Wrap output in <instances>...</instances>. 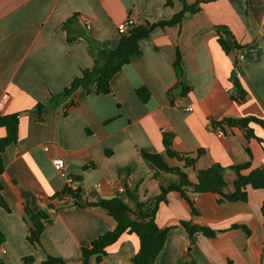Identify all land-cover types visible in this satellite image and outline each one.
Masks as SVG:
<instances>
[{
	"label": "crops",
	"instance_id": "1",
	"mask_svg": "<svg viewBox=\"0 0 264 264\" xmlns=\"http://www.w3.org/2000/svg\"><path fill=\"white\" fill-rule=\"evenodd\" d=\"M196 2L200 10L191 13L177 0H170V7L165 0H0V115L18 116L17 142L2 153L0 185L9 209L0 208L2 264H25L26 257L41 264L47 255L81 264L80 249L115 227L101 208L74 207L69 198L66 205L58 204L56 195L64 181L53 168L54 159L65 162V177L80 178L76 188L81 187V197L88 201L124 199L118 188L139 184L146 212L152 211L150 199L161 188L178 181L166 172L152 178L139 157L140 151L164 155V134L171 136L175 153L195 158L202 152L193 167L166 161L168 167L182 169L192 183L197 170L212 164L264 168L263 130L252 126L255 138L247 140L236 128H225L220 136L211 127L228 118L264 121V0H186L188 5ZM179 13V24L155 28L138 41L140 55L112 78L108 94L78 89L71 96L74 105L45 109L38 121L36 106L47 105L93 65L84 39L66 41L68 20L75 17L86 37L114 49L121 40L117 27L126 19L137 27ZM217 26L231 34L229 54L217 42ZM233 43L242 48L236 54ZM177 51L180 75L173 67ZM234 59L243 102L237 101L230 80ZM138 89L147 90L146 102L136 94ZM5 134L0 128V139ZM234 179L232 172L224 175L229 191ZM187 197L195 217L174 192L157 207L156 226L169 231L154 264H264L262 191L248 189L246 203L218 204L213 194ZM25 206L50 215L37 247L27 241ZM182 222L220 234L214 239L196 235L191 242ZM233 226H243L249 234ZM138 250V238L123 234L106 248L101 264H132ZM90 264H96L95 259Z\"/></svg>",
	"mask_w": 264,
	"mask_h": 264
},
{
	"label": "trees",
	"instance_id": "2",
	"mask_svg": "<svg viewBox=\"0 0 264 264\" xmlns=\"http://www.w3.org/2000/svg\"><path fill=\"white\" fill-rule=\"evenodd\" d=\"M181 5L183 11H190L191 13L200 10V2L193 5H188L186 0H177ZM165 6L170 7V0H165ZM182 19V14L175 15L172 19L160 22L157 24H145L142 26H133L126 35L121 36L118 46L114 49L102 46L90 38L86 37L84 30L80 27L75 17L71 18L64 24L66 34V41L72 42L78 38L84 39L89 46V52L93 61L90 69L82 70L79 77L72 80L70 85L64 91L56 96H51L47 105H37L38 121L41 120V112L45 109L55 110L60 105L64 104L65 108L74 105L71 101L72 94L82 89L86 94L92 90L96 94H108L110 91V82L112 78L119 73L124 66L129 64L132 60L140 55L138 41L147 38L155 28L171 26L179 24ZM217 35V42L225 54L231 52V47L227 39H231V34L224 28L215 27ZM242 48L233 43V50L235 54ZM237 60L233 62V72L230 80L232 82L234 91L238 102H243L245 99V92L240 86V83L235 74ZM173 67L178 73L182 72L181 57L179 52H176ZM136 94L142 102H146L149 94L145 89H138ZM252 126H257L264 131V121L255 117H245L240 119H223L218 123H211L212 129L220 128L222 131L225 128H236L243 132L244 137L249 140L254 137V130ZM0 128L5 130V136L0 139V176L4 171V163L2 153L4 150L17 142L18 132V116L17 115H0ZM164 147V155H152L144 151H140L139 157L146 164V166L153 172L152 178H156L158 172L170 173L177 177V183L171 184L168 187L161 188L159 195L150 199L153 203V209L146 212L145 203L140 201L139 184L133 189H124V199L113 198L109 200H95L88 201L83 199L82 193L63 189L56 198L62 201L63 196L68 195L71 205L81 209L84 208H101L106 211L107 215L115 222V227L96 240L89 246L80 249L81 264H90L92 259H95L96 264H101L105 256V250L110 245L115 243L121 235L132 234L138 238L139 250L138 253L131 259L132 264H154L156 257L162 250L166 241L169 229L161 230L156 226L155 215L157 207L160 203L166 202L167 194L174 192L184 199L189 207L193 217L197 216V212L193 208V202L187 197V193L195 196L204 194H213L217 196L218 204L222 203H246L248 200V189L260 190L264 193V168L251 169L250 164L246 163L240 166H233L223 168L218 164H212L206 169L197 170L195 173V182L189 181L187 175L180 168L168 167L166 161L168 159H175L177 162L183 164L184 168L193 167L196 162V157L202 154L198 151L195 158H191L188 154H178L171 149V136L164 134L162 138ZM226 172H232L235 179L231 184V191L228 190V184L224 180ZM2 186L0 185V208L9 211L4 198L2 196ZM68 202L64 201V205ZM129 203L134 205V209L129 206ZM26 221L29 224V231L27 236L28 243L37 247L40 237L42 236L45 225L49 223L50 215L45 210L37 209V211L30 210L27 206L24 207ZM260 212L264 218V200L262 202ZM180 226L186 232L189 240L194 241L196 235H200L206 239H214L220 232L213 231L208 227L198 226L191 222H182ZM241 228L246 234H249L247 229L243 226H233L232 229ZM264 228V224H263ZM2 242L0 234V243ZM25 264H33L31 257L23 259ZM0 264H2L0 262ZM41 264H67L60 257L47 255L44 262Z\"/></svg>",
	"mask_w": 264,
	"mask_h": 264
},
{
	"label": "built area",
	"instance_id": "3",
	"mask_svg": "<svg viewBox=\"0 0 264 264\" xmlns=\"http://www.w3.org/2000/svg\"><path fill=\"white\" fill-rule=\"evenodd\" d=\"M134 26V21L131 18L126 19V21H124L122 24H120L117 27V33L119 35H126L128 33V31ZM85 27L88 29L89 28V24L85 23ZM240 58V56H239ZM191 108H187L185 109V111H191ZM214 131H216V133L218 135H223V132L220 128H215L213 129ZM52 165L54 170L63 178L64 181V187L63 189H67V190H71L74 191L76 189V185L73 179L71 178H67L64 175V171H65V162L61 159H54L52 161ZM118 193H124V190L122 187L118 188ZM69 198L68 195L63 196L62 201H59V199L57 200L59 205H62L64 203V201H67ZM197 196L194 197V199H196ZM5 254V250L0 248V257L3 256ZM1 262V261H0Z\"/></svg>",
	"mask_w": 264,
	"mask_h": 264
},
{
	"label": "water",
	"instance_id": "4",
	"mask_svg": "<svg viewBox=\"0 0 264 264\" xmlns=\"http://www.w3.org/2000/svg\"><path fill=\"white\" fill-rule=\"evenodd\" d=\"M188 14H189V13H188ZM79 179H80V178H79ZM79 179H78V177H77V180L74 181L76 186L79 185V181H78ZM81 191H82L81 187H78V188H77V192L80 193ZM190 246H191V245H189L188 252L190 251Z\"/></svg>",
	"mask_w": 264,
	"mask_h": 264
}]
</instances>
